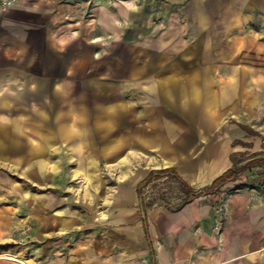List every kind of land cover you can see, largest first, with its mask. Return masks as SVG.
<instances>
[{
  "label": "crops",
  "instance_id": "crops-1",
  "mask_svg": "<svg viewBox=\"0 0 264 264\" xmlns=\"http://www.w3.org/2000/svg\"><path fill=\"white\" fill-rule=\"evenodd\" d=\"M169 1H158L151 23L127 9L110 13L107 45L98 30L87 51L51 24L47 6L66 0H14L0 7V166L28 165L23 181L31 188L35 180L66 177L54 175L52 164L74 158L95 170L103 160L104 179L114 182L109 228L125 244L124 264H264V193L240 187L257 177L255 168L179 209L140 208L136 187L151 170L174 168L197 190L245 150L247 161L261 152L241 128L255 101L259 109L264 88V74L254 65L264 0ZM40 91L43 107L36 103ZM26 99L36 104L28 127L16 117ZM49 100L60 108H50ZM4 168L0 206L16 211V176ZM35 203L30 194V212ZM107 240L115 245L116 237ZM50 244L40 255L36 242L16 239L1 257L62 264ZM108 258L102 260L113 264Z\"/></svg>",
  "mask_w": 264,
  "mask_h": 264
},
{
  "label": "rangeland",
  "instance_id": "rangeland-1",
  "mask_svg": "<svg viewBox=\"0 0 264 264\" xmlns=\"http://www.w3.org/2000/svg\"><path fill=\"white\" fill-rule=\"evenodd\" d=\"M158 1L163 0H66L63 6L51 4L47 7L53 13L51 24L54 25V30H61L62 28L68 34V39L71 42L87 51L88 46L92 44L94 34L98 30L100 31V43L107 45L110 13L123 14L127 9L133 14H142L143 18H148L151 23V19L155 20L157 17ZM165 2L170 1L165 0ZM134 18L136 17L134 16ZM75 22L79 24L71 28L76 33L75 35L69 34L67 27ZM260 32L259 45L261 49L254 54V65L264 74V29H261ZM257 39L254 38L250 43L256 44ZM246 56L252 59L253 54L246 52ZM41 96H43L42 91L38 93L36 103L43 107L45 101L39 100ZM260 98L259 109L256 107L258 102L255 101V112L248 111L246 124L241 129L246 133L245 140L254 139L256 146L261 148L260 155L263 157L264 88H262ZM33 102L29 99L21 100L19 102L21 106H16V117L20 125L29 126V108L36 109V104ZM47 103L50 108H60V102L57 100H49ZM20 113L23 115L19 116ZM28 134L22 135L24 138H28ZM246 145L248 144L243 143L244 147ZM249 153L250 150H245L234 159L247 161L250 157ZM86 161L91 162V158L86 159ZM3 168L0 166V171ZM106 168L107 165L103 164V160L94 170L92 164L79 166L73 158L69 164L66 163L64 166L55 164L51 166L54 175L60 171L66 175L62 181L35 180V185H32L31 188L23 181V174L27 173L28 165L19 163L13 170L4 168L3 171L16 176V211H13L14 209L10 204L8 207L0 206V240H2L0 241V264H14L15 261L11 254L7 257H12V259L1 256L2 251L7 249V244L16 243V239L36 242L37 245L33 247L36 249V254L40 255L44 254L46 242L52 243L49 246L53 247V256L59 258L62 264H108V261L105 262L102 258L109 259L110 255L113 264H124L123 248L125 244L117 235L112 233L108 223L110 215L108 190L109 185L114 182L104 179L107 172ZM251 169L253 170V168ZM255 170L258 173L264 172V165L255 168ZM43 171L48 172V169ZM74 172L76 175L72 176ZM82 175L88 178L84 188L79 180ZM4 187L3 182L0 181V189H4ZM140 192L144 204L150 202V206L164 205L171 210L177 209L182 199L178 182L168 173L158 178H152L149 183L141 187ZM30 194L36 198V205L32 206L34 208L32 212L29 211L28 207ZM7 201H12V198L10 197ZM46 208L48 212H46ZM109 237H116L115 245L114 243L109 244L107 240ZM113 250L115 251L114 254L111 253ZM98 253L104 256L98 259Z\"/></svg>",
  "mask_w": 264,
  "mask_h": 264
},
{
  "label": "trees",
  "instance_id": "trees-1",
  "mask_svg": "<svg viewBox=\"0 0 264 264\" xmlns=\"http://www.w3.org/2000/svg\"><path fill=\"white\" fill-rule=\"evenodd\" d=\"M252 159L247 161L245 164L238 166L237 164L241 160H237L236 162L232 160L233 165L231 168L224 171L222 174L217 176L212 180V182L209 185H206L202 188H199L197 190L192 189L186 182H184L178 174H176L174 168H165L160 170H151L149 171L146 176L137 184L136 190L139 197V205L142 210L145 209V207L150 206V202L147 204H144L140 189L142 186L146 185L151 181L152 178H158L162 176L165 173H168L172 176V178L178 182L180 186V191L183 195L180 204L178 205L177 209H179L184 204L190 202L191 200L195 199L202 193H212L214 192L219 186L222 184L237 179L242 173H244L247 170H250V168H256L264 165V156L262 157L260 154H253L251 155ZM248 186L249 188L256 189L260 192L264 193V172L258 173L256 178L249 179L246 178V181L240 184V187ZM150 248V254L153 255V251L151 250V246L149 243Z\"/></svg>",
  "mask_w": 264,
  "mask_h": 264
},
{
  "label": "bare ground",
  "instance_id": "bare-ground-1",
  "mask_svg": "<svg viewBox=\"0 0 264 264\" xmlns=\"http://www.w3.org/2000/svg\"><path fill=\"white\" fill-rule=\"evenodd\" d=\"M79 23L78 22H75V23H71V24H69L68 25V33L69 34H72V35H75V30L73 29V28H71V27H75V26H77ZM73 175H76V173L74 172V173H72V176ZM80 184H81V186L84 188V186L86 185V183L85 182H87L88 181V178H87V176H85V175H82L81 177H80Z\"/></svg>",
  "mask_w": 264,
  "mask_h": 264
},
{
  "label": "built area",
  "instance_id": "built-area-1",
  "mask_svg": "<svg viewBox=\"0 0 264 264\" xmlns=\"http://www.w3.org/2000/svg\"><path fill=\"white\" fill-rule=\"evenodd\" d=\"M14 2V0H1L0 2V7L5 10L6 8H8L9 6L12 5V3Z\"/></svg>",
  "mask_w": 264,
  "mask_h": 264
}]
</instances>
